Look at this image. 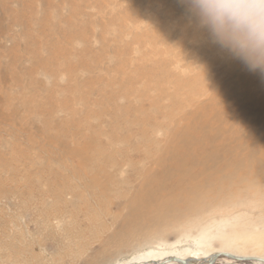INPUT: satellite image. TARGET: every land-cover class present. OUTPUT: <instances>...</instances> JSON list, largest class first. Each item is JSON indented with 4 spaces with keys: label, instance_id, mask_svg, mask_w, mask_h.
<instances>
[{
    "label": "rangeland",
    "instance_id": "1",
    "mask_svg": "<svg viewBox=\"0 0 264 264\" xmlns=\"http://www.w3.org/2000/svg\"><path fill=\"white\" fill-rule=\"evenodd\" d=\"M5 1L0 0V264H123L151 250H188L187 256L193 257L194 264H206L205 259L223 251L264 255V208L248 212L233 210L228 214L208 212L199 224L190 228L181 222L184 218H170L162 227L137 228L132 236L124 233L116 237L118 224L113 222L112 213L120 210L119 213L126 214L129 208L112 206L110 215L99 216L98 225L81 224L86 219L81 214V221L76 226L71 212L79 201L71 194L73 192L63 195L71 205H67L62 214H58L57 207L53 208L56 200L48 193V181H56L48 167H62L64 173L67 169L63 165L69 164L73 175L63 176L92 199L84 190L86 179L74 172L77 156L72 152L76 143L69 140L78 132L83 136L97 134L99 145L111 157L108 170L117 177L115 184L119 183V189L136 188L141 178L133 173L129 159L141 161L138 168L144 169L146 163L135 153V145L144 144L145 138L151 142L147 134L142 137L140 133L148 130L152 139L157 136L159 141L164 139L161 130L153 128L152 120L165 122L167 116L159 113L155 116L157 110L154 107L171 108L173 94L185 79L198 78L206 87V95L197 96L196 103L188 106L187 111L207 105V95H213L216 87L233 83L231 91H222L216 99L234 98L242 91L238 103L233 104L232 101L230 111L233 114L249 113L251 120L263 116L259 124L251 122L244 126L249 130L264 127V74L250 71L240 60L213 44L207 32L189 19L180 0H52L51 6L47 0H27L31 6L38 7V13L26 5L25 0ZM45 1L46 8L42 7ZM28 10L34 13L29 14ZM21 14L26 18L29 15L35 17L27 22L18 19ZM39 18L53 23L55 27L51 32L55 30L56 40L64 43V34H69L73 51L68 58L59 60V66H63L60 69L55 63L44 69L33 66V55L27 50L29 44H36L39 40L42 44L40 56L48 57ZM66 64L74 68L69 72ZM55 69L57 72L53 73ZM157 69L161 70L163 78H158L154 72ZM31 83L36 86L33 98L49 102L44 109L32 111L30 107L23 106L22 102L30 100L32 91L28 93L25 89ZM185 90L178 96L183 102L189 99L186 94L190 95L189 88ZM9 103L18 108L16 112ZM50 108L56 116L52 132H63L58 143L49 142L40 130L44 127L42 119ZM178 118L170 130L183 122ZM29 137L47 149L37 155L41 166H34L27 160L16 162L14 169L2 166L11 154L15 155L14 149L29 150V157L37 152L38 146H29ZM67 142L70 143V151L65 147ZM164 146L163 143L158 148L160 153ZM143 148L140 150L142 154L147 151V147ZM135 176L138 179H133ZM126 180L127 185L124 183ZM29 193L32 195L28 197ZM175 225L178 226L174 228ZM215 264L261 263L252 260L239 262L223 256Z\"/></svg>",
    "mask_w": 264,
    "mask_h": 264
},
{
    "label": "bare ground",
    "instance_id": "2",
    "mask_svg": "<svg viewBox=\"0 0 264 264\" xmlns=\"http://www.w3.org/2000/svg\"><path fill=\"white\" fill-rule=\"evenodd\" d=\"M47 1H48L47 4L51 6L53 1L52 0H47ZM24 3L26 4V2ZM42 3H43L42 7H45L46 5L44 6V4L46 3V1ZM26 5L35 8L31 6L32 3L30 4L28 3V1ZM36 8L34 9V11L36 10ZM34 11L31 10V12L33 13ZM31 12L29 11V14H31ZM25 16L21 14V16H19L18 19H24L27 22H30L33 20L32 18L34 15L31 17L29 15L28 18H26ZM38 24L40 26V32H42V34L45 35L44 37L45 42H43L44 43L43 45H45L47 48L48 57L42 58L40 56V47L42 46V44L39 43L40 42L39 40L36 44L33 43L29 44L27 46V50L33 55V60L35 63V65L33 66L34 67L38 66L40 68L43 67L44 69V68H49L50 64L52 63L55 64L60 63L59 60L61 58L63 59L68 58L70 53L73 51V47L72 44L70 45L71 40L68 37L69 34H64V39H65L64 43L63 41H59L54 38L57 35L54 36L55 30L52 32L51 30L55 26L53 25V23H49L47 19L39 18ZM155 37L157 38L158 34ZM66 43L67 45L64 46V44ZM86 53L87 52H85V55ZM88 64H89L88 66H90L89 62ZM66 65L67 68L69 69V72L71 71V69L74 68V66L71 64H66ZM83 66L86 65L84 64ZM62 67L63 66H59V64L57 65V69H60ZM57 69L53 70V73L57 72ZM154 72L158 75V78L160 77L163 78L162 77L163 73L161 72L160 69H157ZM255 74L256 73H254V75ZM71 85L73 86V84ZM185 88H189V92H190V95L188 93L186 94L187 97H189L187 102L180 101L179 98L181 96L178 98V96L182 94L181 92L184 93V91H186ZM205 88L206 87L200 84L198 78L185 79L178 84L177 90L173 94V101L171 103V108L170 107L168 108L166 106L164 107L155 106L156 105L155 103L154 108H156L157 110L156 111L157 114L155 116L159 114H164L165 116H167V119L165 122L152 120L153 123L149 120V123L150 122L152 123L153 128L155 129L158 128L159 130H161L164 139L159 141L160 138H158V136L157 138L152 139L151 134H149L148 130L141 131L140 133L141 136L144 137L147 134V137L150 138L151 142L146 141L145 138L144 144H142L139 147L138 146L136 147L135 145L136 148L135 153L142 158L144 163H146V165H143L145 166L144 169L138 168V166H140L139 163L141 161L136 162L133 161L132 159H129L133 166V170H134L133 173H135L137 176L141 178V181L138 183V186L136 188L133 187L134 189L132 188V190L127 188L119 189V183L118 185L115 184L117 177L108 170L111 157L106 155L103 151V146L99 145L97 141V134L91 133V135L83 136L81 132H78L76 137H74L72 140H69L76 143V148L72 152V154H75L77 156V160L75 159L76 161L74 162L75 164L73 165L76 167L74 169V172L79 177L86 179L87 183L84 190L88 191V194L92 199H89L87 195H85V192H81L77 190L75 186H73V184H71V182L66 177H64L66 175H73L72 167L69 164L63 165V168L65 170L67 169L64 173H62L63 171L62 167L58 168L55 167L54 165H50L48 167V170L54 173L53 177L56 179L55 182L48 181L50 183L48 193L51 194V196H53L54 199L56 200V202L52 204L53 208L54 206L58 208V210L60 211L58 214H62V212L64 213V211L66 210V206L71 205L70 204L71 201L68 202V200L65 197L63 198V195L67 192L70 193L73 192L71 194L75 198H77L79 204H75L74 206L75 209L73 211L72 209H70V212L72 211L71 212L72 218L71 217L70 218L75 221L73 222L77 226L81 221L80 220L81 214L84 215V217H86L84 223L81 224H87V223L94 224L97 223L99 220H101L99 216L103 218L104 216L110 215L109 211L110 208H112V206L115 205L121 208L127 207L129 208V212L126 214L119 213L120 210L119 211L117 210L118 213L116 212L115 214L114 212L112 213L113 222L114 223L116 222V224H118V230H116L115 233L116 237H119V235H123L124 233H126L125 235L132 236L134 234L135 229L137 228H139L140 230H147V229L149 230L151 226L162 227L166 223V221L170 218L175 219L180 217L181 220H183L184 218V220L181 222L184 224V226L190 228L195 224L196 225L199 224L204 219L205 214H208V212H211L212 214V212L220 211L222 213L226 212L228 214L230 213V211L233 210H241L244 212L253 211L256 209L262 210V208H264V127L255 130H249L245 128L244 124L251 122H255L259 124L262 121L263 116L260 119L255 118L254 120H251L249 113L245 112L242 114H233V112L230 111V108L232 106V101L233 104H237L240 99V95L243 93L242 91L238 92L234 98L224 97V98L216 99L222 93V91H231L234 88L233 83L225 84L224 86L219 88L216 87V90L213 95H207L206 98L208 102L207 105L203 104L200 106V108L194 111L192 110L191 112L187 111L188 106L192 105L193 103H196L197 96L206 95ZM35 89L36 86L32 83L27 85L25 90L28 93L32 91V93H29L31 97L30 100H26L22 102L24 107L26 108L30 107L32 111L44 109L46 105L49 103V102L47 103V101L44 99H34L32 94ZM90 92H91V88H90ZM215 100H218V103H216ZM9 106L10 108L13 109L14 112H16L18 109V108L16 109L15 106L10 103ZM53 111H54L53 108H50L48 110L46 117L42 119V123L44 127L43 129L41 128L40 130L41 133L45 135V138L49 142L54 141L58 143L59 140H62L63 132L62 131L58 133L52 132L51 127L52 125H54L53 118L56 117ZM141 112L143 111L141 110ZM152 116L154 115L152 114ZM177 116H179V118L182 119L184 124L182 122L181 124L175 126L173 130H170L172 129L171 126H173L174 124L173 121H175ZM61 125L63 126V124ZM71 125L74 124L71 123ZM62 128L63 127H61V129ZM154 136L156 137V135ZM29 140H31L29 144L30 147L34 148L38 146L37 147L38 150L35 154L29 157L27 154L29 150L19 151L14 149L15 155L11 154V157L9 156L10 158L6 159L7 160L6 163L2 164V166H6L8 169H14L15 168L14 165L16 162L25 161V160L31 162L34 166H41L37 155L39 154L40 151H47V149L45 148V146L37 145L35 138L32 139L31 137H29ZM163 143L165 146L163 151L160 153V150L158 148H160L161 145H163ZM65 145H66L65 147H67V150H69L70 143L67 142L65 143ZM143 147H147V151L145 153L143 152L144 154H142V152L140 151ZM116 150L118 151V149ZM30 151H32V148ZM117 151H116V155H117ZM64 153L67 154V152ZM113 155H115V153H113ZM62 161L64 163V160ZM155 167L158 170L157 169L155 170L154 169ZM26 174L28 178L29 177L28 171L26 172ZM137 176H135L133 179H138ZM124 183L125 185H127V180L124 181ZM32 193H29L28 197L32 195ZM119 199L121 200L120 204H119ZM115 200H118V202L116 201L117 204H115ZM208 216L210 217V215ZM82 221H83V216H82ZM98 224L99 223H97V225ZM108 225L106 227H108ZM177 226L178 225H175L174 228ZM188 253H189L188 250H181L177 252H163V251L156 252L151 250L145 254L137 256L136 258L130 259L129 261L123 264H159L167 261L170 258H178L181 260H193V257L187 256ZM220 253L230 254L233 256L235 255V257L237 258L264 260L263 254L243 255L235 251L232 252L223 251ZM213 256L211 258H213ZM211 258L205 259L206 264H208V261ZM259 263L264 264L263 262H259ZM169 264H173V263H169ZM191 264L194 263L191 262Z\"/></svg>",
    "mask_w": 264,
    "mask_h": 264
},
{
    "label": "clouds",
    "instance_id": "3",
    "mask_svg": "<svg viewBox=\"0 0 264 264\" xmlns=\"http://www.w3.org/2000/svg\"><path fill=\"white\" fill-rule=\"evenodd\" d=\"M211 42L264 74V0H180Z\"/></svg>",
    "mask_w": 264,
    "mask_h": 264
},
{
    "label": "water",
    "instance_id": "4",
    "mask_svg": "<svg viewBox=\"0 0 264 264\" xmlns=\"http://www.w3.org/2000/svg\"><path fill=\"white\" fill-rule=\"evenodd\" d=\"M223 256H227V258H230L234 261H247V260H252L254 262L258 261V262H263L264 263V260H260V259H249V258H237L233 255H230V254H222V253H218L216 255L213 256V258H211L209 261H208V264H215L216 260L220 257H223ZM191 262H194V260H181V259H178V258H170L168 259L167 261L165 262H162V263H159V264H169V263H178V264H191Z\"/></svg>",
    "mask_w": 264,
    "mask_h": 264
}]
</instances>
